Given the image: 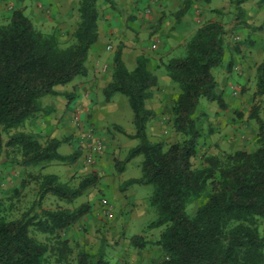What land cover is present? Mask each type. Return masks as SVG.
<instances>
[{"label":"trees","instance_id":"obj_1","mask_svg":"<svg viewBox=\"0 0 264 264\" xmlns=\"http://www.w3.org/2000/svg\"><path fill=\"white\" fill-rule=\"evenodd\" d=\"M99 1L79 0L80 19L69 44L55 33L37 29L22 8L13 10L0 25V151L6 147L18 153L20 158H13V164L73 163L79 157L78 152H59L67 139L51 138L43 144L32 132L13 130L30 119L51 114L52 109L47 110L41 99L57 95L55 87L87 76L88 54L99 37ZM250 1L233 0L239 18L245 13L243 5ZM189 4L190 0H184L177 19L186 14ZM238 24L252 31L262 29L250 27L244 18ZM225 31L220 21H208L186 43L184 56L163 64L179 88L171 106L172 127L180 136L174 143L152 142L148 134V124L158 114L147 102L159 81L148 68L147 56L138 55L130 70L119 46L112 60V80L103 89L107 101L120 94L133 111L135 132L128 137L137 144L115 166L121 172L126 164L142 157L141 176L123 182L122 189L134 184L154 188L149 202L158 217L149 228L163 230L157 240L133 236L131 243L139 249L160 248L161 257L155 264H264V233L259 225L264 219V119L259 109L254 106L251 114L258 124L254 151L240 149L207 156L201 167L192 162L201 136L197 126L201 100L225 107L212 72L224 60ZM257 87L258 95H263L264 62L257 67ZM72 101L69 96L68 102ZM98 181L96 172H91L78 186L70 187L57 175L46 174L41 177L32 207L19 219L9 220L0 205V264H50L53 254L63 263L71 247L60 232L87 215L90 205L51 210L43 207L44 199L51 194L72 202ZM21 185L24 188L26 184ZM31 229L46 234V240L37 239ZM100 247L97 254L80 251L76 264H111L104 253V241Z\"/></svg>","mask_w":264,"mask_h":264},{"label":"rangeland","instance_id":"obj_2","mask_svg":"<svg viewBox=\"0 0 264 264\" xmlns=\"http://www.w3.org/2000/svg\"><path fill=\"white\" fill-rule=\"evenodd\" d=\"M79 3L78 0L74 8V17L64 20V25L70 21L66 27H62L63 23L47 24L44 25L46 29L44 32L55 33L63 42L72 43L74 41L72 33L80 19ZM261 3H264V0H259L256 5ZM114 4L113 0L111 2L101 0L98 3L99 31L103 23L109 21L106 10L112 8ZM229 4L226 13L217 10L211 11L226 30L224 36L226 53L223 63L212 70L219 82L217 92L223 97L225 107L219 106L216 102L201 100L197 123L201 136L197 154L192 160L195 167L204 166L207 156L222 155L224 152L240 149L254 151L257 148L258 133V124L251 115L254 106L259 109V116L264 119V94L258 95L257 93V67L262 63L263 53L260 54V49H257L259 55L256 52V42L244 43V40L240 39L241 35L235 31V23H239L242 18L245 19L247 11L244 9V16L239 18L233 0ZM9 6L6 4L5 9L12 12L14 8H8ZM207 8L200 9L199 16L210 12V9ZM146 12L150 13V10ZM203 20L201 26L211 21L205 20L204 22ZM258 23L256 27L251 25L250 27H263L264 22L259 21ZM197 24L192 20L190 25V22L186 20L179 30L188 34L191 32V28ZM186 43L173 57L186 54ZM109 46L106 48V53L112 56L113 50ZM169 59L160 63H152L149 60V63L151 62L150 70L158 77L159 83L153 89V98L147 102L148 107L158 114L148 124L150 140L165 144H171L180 139L172 127L173 117L171 114V106L179 93V88L169 78L163 65ZM126 64L131 70L134 64L133 56H128ZM230 64L231 71L229 73ZM107 65L110 67L111 57L101 65L103 71L107 70ZM94 93L90 108L81 115L82 122L79 125L72 120L71 115L70 118L68 116L70 123L75 124L73 132L68 130V127L59 128L56 124L54 132H42L40 135H36L37 139L45 144L53 138V133L58 132L59 139H67L62 144L66 146V151L60 149L59 152L63 155L78 152L79 157L75 162L51 161L39 166L22 167L12 163L13 158H20L18 153L6 147L0 151V205L2 213L9 220H15L29 210L37 198L43 175L55 174L62 183L76 187L83 177L91 172H96L99 177L97 185L87 189L82 196L72 202L51 194L44 199L43 207L51 210L74 209L82 203L90 205V212L87 215L78 223L60 232L61 237L67 239L71 247V252H67V259L63 263H59L56 255L53 254L50 257V264H76L77 254L80 251L97 254L101 251L102 241L105 246L104 253L111 264H155L161 257V253L157 252V247L147 246L144 249H139L131 243L133 236H142L148 241L157 240L163 230V228H149V224L158 217L157 209L152 207L149 202L154 188L152 185L134 184L122 189L123 182L141 176L142 157L138 156L126 164L124 171L119 172L115 166L116 162L124 160L129 149L137 144V140L128 137V134L135 132L133 111L127 99L120 94L114 95L110 101H107L101 86L96 87ZM49 96L54 97V95H48V98L41 99L42 103L49 102V98H51ZM26 125L13 131L30 132L31 124L27 123ZM80 125L84 128H80ZM75 128L78 130L76 131ZM89 130L92 133L96 132L104 146L103 152L96 155L94 161L88 159L92 141H83L80 137ZM22 182L26 184L24 188L21 185ZM103 200H106L107 203L104 204ZM195 207L194 205L193 209ZM259 225L264 233V219L260 220ZM31 233L41 241L47 238L46 234L35 229H31Z\"/></svg>","mask_w":264,"mask_h":264},{"label":"crops","instance_id":"obj_3","mask_svg":"<svg viewBox=\"0 0 264 264\" xmlns=\"http://www.w3.org/2000/svg\"><path fill=\"white\" fill-rule=\"evenodd\" d=\"M78 0H0V25L5 23L11 12L5 9L22 8L26 16L30 18L32 23L39 30L45 31L47 24L55 25L63 23L74 17V8ZM101 1V0H100ZM99 1V2H100ZM114 6L106 10L109 15V21L103 23L99 31L97 42L91 47L87 68L88 74L85 77H77L71 83L64 86H57L55 90L58 92L54 97L49 96V102H43L48 110L52 109L51 114L40 115L35 119L28 120L31 124L30 132L35 135L40 133L54 132L56 124L59 128L68 127V130L74 131L75 124L70 123V115L73 111H79L81 115L90 108L91 99L93 98L96 87L104 89L111 82L113 76V56L119 46L122 47V57L127 63L128 56H133L134 64L136 57L144 54L153 62L165 61L167 58L176 56L179 48L189 41L201 27V21L217 20L211 11H221L226 13L229 8V2L232 0H191L189 10L182 17L177 16V12L183 8L184 0H113ZM259 0H253L243 5L247 11L245 20L253 27L258 25L259 21L264 22V3L256 5ZM208 7L210 12H206L199 16V10ZM7 8V9H8ZM207 8V9H208ZM150 10V13L146 12ZM132 15V16H130ZM201 19V20H200ZM188 20L196 21L198 24L191 28L190 33H184L179 27ZM67 24H62L66 27ZM235 31L239 33L240 39L245 42H256L255 48L260 49L264 62V25L261 30L250 31L244 26L235 23ZM115 42H117L115 44ZM110 45L113 53L112 56L106 53L107 46ZM259 55V52H257ZM256 54V53H255ZM256 56V55H255ZM111 57V65H107V70L103 71L102 64ZM150 63L148 68L150 70ZM260 64V63H259ZM127 65V64H126ZM230 73V72H229ZM73 97L71 103L68 97ZM48 98V96H46ZM51 103V104H48ZM69 116V118H68ZM27 126V125H26ZM82 127V126H81ZM77 131L78 128H75ZM55 132L53 138L60 137ZM66 146L61 145L59 150ZM161 253L157 247V252Z\"/></svg>","mask_w":264,"mask_h":264},{"label":"built area","instance_id":"obj_4","mask_svg":"<svg viewBox=\"0 0 264 264\" xmlns=\"http://www.w3.org/2000/svg\"><path fill=\"white\" fill-rule=\"evenodd\" d=\"M110 48V46H109ZM72 120L74 122H76L78 125L81 121V114L79 111H73L72 115ZM80 125L79 127L80 128H84V126ZM81 139L86 140V141H92V143L90 144V153L88 155V159L91 160V161H94L96 160V155H100L102 152H103V143L101 142V140H99L98 136L96 135V132L95 133H92V131L89 130V132H87L84 136H80ZM92 137V138H91ZM103 203L106 204L107 201L106 200H103ZM106 207V206H105Z\"/></svg>","mask_w":264,"mask_h":264}]
</instances>
